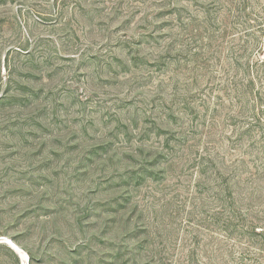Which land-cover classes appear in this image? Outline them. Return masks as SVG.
<instances>
[{"label": "rangeland", "instance_id": "1", "mask_svg": "<svg viewBox=\"0 0 264 264\" xmlns=\"http://www.w3.org/2000/svg\"><path fill=\"white\" fill-rule=\"evenodd\" d=\"M8 88L0 237L33 264H264V0H0Z\"/></svg>", "mask_w": 264, "mask_h": 264}, {"label": "trees", "instance_id": "2", "mask_svg": "<svg viewBox=\"0 0 264 264\" xmlns=\"http://www.w3.org/2000/svg\"><path fill=\"white\" fill-rule=\"evenodd\" d=\"M21 93L23 92L20 91L18 92V94H10V90L8 88V92H6L5 95L0 96V106L1 107H12V108H14L15 106H20V105L23 106L22 104L23 100L20 96ZM1 249H7L11 253V255L15 258V264H21V261L18 255L6 243H0V250ZM28 255L30 257V264H33L35 260L34 254L31 251H28Z\"/></svg>", "mask_w": 264, "mask_h": 264}, {"label": "water", "instance_id": "3", "mask_svg": "<svg viewBox=\"0 0 264 264\" xmlns=\"http://www.w3.org/2000/svg\"><path fill=\"white\" fill-rule=\"evenodd\" d=\"M0 243H6L8 244L18 255L19 257L22 259V264H30V257L29 255L23 251L18 245H16L15 243H13L12 240L6 238V237H0ZM19 251H22V253L18 252ZM23 254L25 255V258H26V263L23 262Z\"/></svg>", "mask_w": 264, "mask_h": 264}, {"label": "bare ground", "instance_id": "4", "mask_svg": "<svg viewBox=\"0 0 264 264\" xmlns=\"http://www.w3.org/2000/svg\"><path fill=\"white\" fill-rule=\"evenodd\" d=\"M18 250V249H17ZM18 252L22 253V251H19ZM24 258H23V262L26 263V258H25V255L23 254Z\"/></svg>", "mask_w": 264, "mask_h": 264}]
</instances>
